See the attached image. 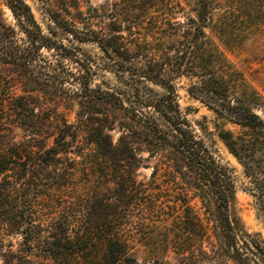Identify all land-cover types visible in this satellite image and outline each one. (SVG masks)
I'll list each match as a JSON object with an SVG mask.
<instances>
[{
  "label": "trees",
  "instance_id": "obj_1",
  "mask_svg": "<svg viewBox=\"0 0 264 264\" xmlns=\"http://www.w3.org/2000/svg\"><path fill=\"white\" fill-rule=\"evenodd\" d=\"M125 1V12L114 10L110 15L115 20L121 13L142 20L152 12V44L144 38L149 32L136 38L133 47V41L124 44V37L116 34L112 26L116 23L105 22L96 30L86 22L81 30L59 13L50 12L51 20L64 32L80 42L98 44L112 61L117 77L124 81L129 75L131 82H126L129 92L93 86L97 70L88 60L80 106L85 108L82 117L89 114L76 126L66 124L49 146L46 141L52 133L38 127L30 100L34 92L46 89L35 67L45 59L44 48L84 64L78 56L81 48L73 50L45 34L25 0H0V64L12 66L27 79L18 94L8 79L0 78V264H137L132 252L135 240L122 234L132 211L130 203L123 201L133 188L116 181L134 174L142 163L144 148L136 144L135 133L145 135L152 144L151 156L163 150L173 154L164 156L168 161L158 163L155 173L165 169L189 175L194 179L190 186L214 205L216 240L187 196L170 198L174 202L168 205L171 212L158 199L154 210L174 218L176 235L165 240L166 246L174 248L184 264H217L227 259L235 264H264V242L248 233L237 216L230 170L195 135L181 111L174 83L186 76L191 80L188 92L192 97L241 127L238 135L224 130L220 137L243 165L251 183L249 192L264 212V118L257 112L264 109V96L204 32L208 27L220 41H227V33L215 19L218 1L193 0L199 23L189 18L185 25L173 21L174 0ZM5 7L12 23L5 17ZM249 7L244 22L253 35L264 25V0H251ZM138 80L164 91L158 94L152 89L150 96ZM104 105L123 111L135 127L115 141L108 116L98 115ZM17 126L30 131L31 138L14 141ZM69 154L75 155L71 157L75 162L72 176L88 172L90 177L107 181L91 188L85 183L80 191L71 186L54 163ZM70 187L73 195L61 202Z\"/></svg>",
  "mask_w": 264,
  "mask_h": 264
},
{
  "label": "rangeland",
  "instance_id": "obj_2",
  "mask_svg": "<svg viewBox=\"0 0 264 264\" xmlns=\"http://www.w3.org/2000/svg\"><path fill=\"white\" fill-rule=\"evenodd\" d=\"M25 1L31 6L43 32L73 50L80 47L81 52H78V56L84 62V64H80L74 58L63 56L56 50L44 48L42 55L45 59L36 64L35 70L39 83H42L46 89L34 92L30 100L35 105V114L37 115L35 120L38 127L52 133L46 141L51 146L55 144L60 130L66 124L76 126L81 118H86L89 114L82 117L85 108L80 106L83 88L81 82L86 81L85 65L88 60L97 70L93 86H100L105 90L122 89L129 92L130 88L126 82H131V78L127 75L122 81L117 77L112 61L105 56L98 44L80 42L72 35L67 34L51 20L50 12L59 13L61 17L76 23L81 30L85 28L86 22L93 24L92 26L96 30H100V26L105 22L116 23L115 26L112 25L117 29L116 34L124 37L121 39L124 44L130 45L129 42L133 41L130 45L133 47L137 42L136 38L143 37L147 32L149 34L144 38H146V42L152 44V12L142 20L124 15L122 13L125 12L123 11L125 0ZM217 1L219 7L216 9L215 19L217 26L222 27V31L227 33V41H220L208 27L204 28V32L215 39L232 66L241 71L246 80L264 96V25L253 35L248 31L249 27L244 22V18L251 12L249 7L251 0ZM91 6L97 8L98 13ZM4 9L5 17L12 23L13 18L10 11L6 7ZM193 9V0H174L173 21L185 25L190 18L195 24H198ZM114 10L122 12L117 20L110 15L111 12H115ZM139 21H143L140 26L136 25V22L139 23ZM55 68L61 76L55 73ZM33 77L35 78L36 74ZM63 77L66 79L63 80ZM0 78L8 79L18 94L22 93L23 83L27 80L15 68L5 64H0ZM137 82L150 96H152V89L158 94L164 91L149 81L138 80ZM174 83L181 111L189 120L195 135L203 140L217 159L230 170L236 189L235 210L243 228L264 242V212L256 197L249 192L248 188L251 183L245 175L243 165L220 137V132L224 130H230L238 135L241 132V127L222 118L206 104L192 97L188 92L191 80L186 76L177 78ZM125 103L126 106H131V103L126 99ZM257 112L264 118L263 108L258 109ZM90 114L92 115L91 112ZM98 115L101 118L108 116V124L114 126L112 135L115 141L123 133H127L128 128L135 127L134 122L123 111L114 110L106 105L99 110ZM31 136L30 131L23 130L19 126L14 129V141L29 140ZM133 139L137 145L141 144L144 148L140 154L142 163L134 174L127 175L125 180L116 179V181L129 183L133 188L132 191H128V197H125L123 201L130 203L132 211L130 212L131 221L127 223L122 234L135 240L132 252L137 259V264H184L174 248L167 247L165 244V240L173 239L176 235L173 230L174 218L160 215L154 210L157 200L159 199L158 204H162L167 211L171 212L168 205L171 206L174 202L168 200H175V196H180V198L187 196L198 217L211 228L213 240H216L213 234L216 225L214 205L208 198H201L198 191L190 186L189 182L194 179L189 175L177 172L169 173L165 169H159L155 173V166L158 163L168 161L164 157L165 155L173 156V154H169L170 151L163 150L159 155L151 156L150 148L153 146L148 143L145 135L140 136L135 133ZM72 156L75 155L69 154V157L61 155L59 161L54 160L56 166L60 168L58 172L67 175L65 178L71 186H78L79 190L85 183H87V188H91L101 181H107L105 178L90 177L88 172L72 176L70 172H72L71 168L75 163ZM73 190L71 187L65 189V193L59 200L61 202L70 200L69 196L73 195ZM179 202L182 203V201ZM217 264L235 263L227 259L225 262Z\"/></svg>",
  "mask_w": 264,
  "mask_h": 264
}]
</instances>
